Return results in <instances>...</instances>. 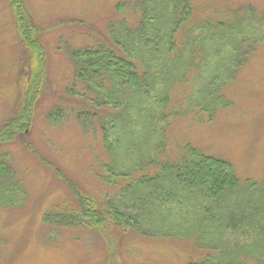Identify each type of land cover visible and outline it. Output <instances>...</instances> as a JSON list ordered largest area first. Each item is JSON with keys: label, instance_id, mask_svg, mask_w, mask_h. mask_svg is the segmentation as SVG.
Segmentation results:
<instances>
[{"label": "rangeland", "instance_id": "1", "mask_svg": "<svg viewBox=\"0 0 264 264\" xmlns=\"http://www.w3.org/2000/svg\"><path fill=\"white\" fill-rule=\"evenodd\" d=\"M20 1L27 19L37 27L45 46L48 78L36 108L34 125L25 135L34 153L23 142L0 147V153H10L15 174L23 182L25 190L20 203L0 207V264H190L205 260L214 251L199 249L192 239L142 236L120 228L110 218L102 230L85 226L60 228L44 222L48 212L77 208L83 196L94 198L99 206L113 199L127 213L137 211L133 200L123 189L127 182L120 180L122 186L119 187H116V180L111 185L105 182L107 173H103L104 165L117 166L115 169L120 173L126 169L124 164L119 167V159L113 160L100 135L94 134L92 126L88 133L74 114L75 110L87 108L94 121L93 126L99 128L94 114L100 117L102 111L96 105L91 106L87 87L76 79L73 53L89 50L101 43L122 59L140 64L133 48L138 43L132 39L135 33H139L141 23L151 20L142 9L158 14L154 16L157 21L153 24V31L164 34L160 33L161 29L166 35L170 32L167 25L171 9L161 5L170 4L171 0H158V5L154 3L157 0ZM249 15L251 17H246ZM241 19L249 24L239 38L240 48L248 59L235 57L230 71L216 77L219 82L226 81L218 96L225 102V107L218 109L213 117L203 111L205 106H201L202 111L196 109L192 114L186 113L194 99H198V103L203 102L201 98L205 90L199 81L205 72L201 69L203 66L200 69L193 67L187 74V82L174 85L171 94L165 95L164 99L168 98L164 103L160 102L162 91H153L154 102L158 104L157 113L152 116L164 121L161 116L166 115L168 124L161 123V128H165L164 138L168 140V146H162V149H167V157L161 158L162 149L154 152L151 165L148 159V164L144 165L142 160L134 157L143 166V171L135 173V177L143 174L158 177V164L153 160H176L191 145L206 155L231 162L242 187L264 188V0H193L192 15L179 28L175 39L186 40L204 23H210L213 28L218 22L237 25L236 21ZM213 30L216 33L223 31ZM199 32L195 33V38ZM159 39L149 42L147 49L154 48L164 54V44ZM226 41V46L230 45L229 39ZM20 42L10 0H0V126L18 107ZM251 49L253 51L248 55ZM155 70L139 67V73H146L144 79L148 80L158 74ZM93 98L96 100L97 96ZM108 109L113 111L115 108L111 106ZM52 113L54 120L50 118ZM133 142L131 138L130 145L124 141L114 142V145L128 146L129 149ZM153 142L145 143L143 140L141 147L145 148L147 144L148 148L150 143L153 149L156 147ZM134 148L138 149L137 145ZM73 184L77 186L75 189ZM238 213L240 216L244 214L243 211ZM225 230V238L219 237L220 240L225 239L224 243L220 242L235 249L252 238L247 223L244 227L246 234L233 233L232 228ZM245 260L246 257H242L240 262ZM262 262L250 258L247 264H264V259Z\"/></svg>", "mask_w": 264, "mask_h": 264}, {"label": "trees", "instance_id": "2", "mask_svg": "<svg viewBox=\"0 0 264 264\" xmlns=\"http://www.w3.org/2000/svg\"><path fill=\"white\" fill-rule=\"evenodd\" d=\"M192 1L171 0L170 4L161 5L162 8L171 9L168 11L167 25L170 32L166 35L161 29L160 33L164 34L160 35L153 31V24L157 21V17L154 16L158 14L152 13L153 10L147 12L142 9L151 20L143 21L140 28L138 27L139 33H135L132 39L138 43V46L133 48L136 50L137 59L141 61L140 64L122 59L111 48L106 46L104 48L101 43L89 50L73 53L75 77L85 84L90 95L92 94L88 95L91 106L96 105L102 111L100 117L94 114L98 119L96 122L99 123V128L93 126L95 124L87 108L75 110L74 114L88 133L91 132L92 126L94 134L100 135L105 149L113 156V160L116 157L119 159L118 166L123 167L121 163L124 164L126 169L120 173L115 169L117 166L104 165L103 173H107L105 182L111 185L115 184L116 180V187L122 186L120 180L127 182L123 189L133 200L137 211L128 214L116 205L113 199L99 206L94 198L83 196L77 208L72 211L48 212L44 216V222L60 228L85 226L102 230L105 228L107 218H110L120 228L142 236L192 239L199 249L214 251L205 260L190 264H247L250 258L262 262L264 188L242 187L231 162L206 155L188 145L181 157L176 160L166 159L157 162L153 160L158 164L157 168L160 171L158 177L147 174L135 177V173L143 171V166L134 157L142 160L144 165L148 164L147 161L151 165L154 152H160L162 146H168V140L163 135L165 128H161L162 122L168 125L165 121L166 115L161 116L164 121L155 118L156 115L152 116L157 113L155 110L158 104L154 102L153 91H162L160 97L163 99H160V102L164 103L168 98L167 96L164 99L165 95L171 94L174 85L184 84L187 82V74L193 67L200 69L203 66L201 69L205 72L199 79L205 90L204 97L201 98L203 102L198 103L199 100L194 99L191 102V109L186 113L192 114L194 110H201L203 108L201 106H205L203 111L212 116L218 109L225 107V102L218 96L221 95L222 85L226 81L219 82L217 74L230 71L235 57H238V60L240 56L245 61L248 59L239 45L242 30L249 26L246 23L248 21L244 19L237 20V25L218 22L213 28L210 23H204L192 31L193 36L189 35L186 40L175 39L179 28L192 15ZM10 3L21 39L19 102L12 116L0 126V147L23 142L27 149L33 152V147L26 141L25 135L34 125L36 108L47 85L46 49L40 39L39 30L27 19L21 1L10 0ZM154 3L158 5L159 1ZM154 11L158 12L156 8ZM125 23L127 22L124 20L123 25ZM213 29L223 31L216 33ZM197 32L199 35L195 38ZM156 38H160L164 44V54L154 48L147 49V44L157 41ZM225 38L229 39L230 45L226 46L228 42ZM229 46L231 48H228ZM252 51L251 49L248 55ZM140 65L149 71L156 69L158 74L154 76L155 78L144 79L146 73H139ZM158 84L162 86L159 87ZM93 96H97V99L94 100ZM111 106L115 108L113 111L108 109ZM53 115V113L50 115L52 120ZM131 138L134 142L129 149L128 146L114 145L117 141H124L130 145ZM143 140L145 143L154 140L156 147L152 149L148 143V148L147 144L142 148ZM136 145L138 149L134 148ZM149 152L151 154H147ZM160 154L161 158L167 157L165 156L167 149H162ZM60 176L65 178L64 175ZM72 187L75 189L77 186L73 184ZM24 195V185L15 174L10 153H0V207L16 205L21 202ZM239 211H243L244 214L240 216ZM246 223L250 228L249 234L252 235L248 243L236 249L228 243L222 244L225 240L223 238L227 235L224 234L227 232L225 229L232 228L233 233L246 234L244 230ZM221 235L223 238L220 240ZM220 247L221 251L217 250ZM242 257H246L245 263L240 262Z\"/></svg>", "mask_w": 264, "mask_h": 264}]
</instances>
